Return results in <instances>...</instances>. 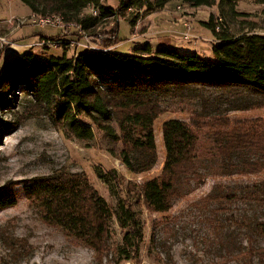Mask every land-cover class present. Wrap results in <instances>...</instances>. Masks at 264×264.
Segmentation results:
<instances>
[{
    "label": "trees",
    "instance_id": "16d2710c",
    "mask_svg": "<svg viewBox=\"0 0 264 264\" xmlns=\"http://www.w3.org/2000/svg\"><path fill=\"white\" fill-rule=\"evenodd\" d=\"M18 1L38 18L56 16L65 26L78 27L91 35L102 23L132 8L145 7L153 12L177 1L189 8L211 7L216 2L122 0L115 10L105 7L102 0ZM244 1L219 0V15L243 16L235 6ZM251 1L264 7V0ZM87 9L98 15L93 16L90 10L85 14ZM202 25L216 41L213 60L197 52L184 53L168 46L155 48L150 43L123 54L110 49L121 43L116 32L112 35L117 42L107 50H86L69 58L62 54L44 59L32 52L16 56L0 67V112L11 107L7 98L10 93L23 88L32 99L25 111L28 118H47L79 140L92 139L95 127L113 142L121 143L118 159L135 175L149 172L157 164L155 120L168 112H187L188 121L169 119L162 124V171L139 190V197L154 213L169 212L177 200L210 176L260 174L264 171L263 122L231 121L228 115L264 109V36L248 31L230 35L221 18L215 22L210 17ZM205 141L208 150L202 147ZM108 178L111 191L112 181L121 186L115 171ZM25 194L38 203L46 224L88 249L96 253L113 250L125 261L139 252L144 234L132 205L119 198L112 211L82 175H48L28 186ZM203 202L215 203L221 211L232 203L244 207L236 227L221 238L225 262L264 264V180L236 187L216 185ZM15 205L13 194H0V212ZM113 217L122 240L112 249L109 241Z\"/></svg>",
    "mask_w": 264,
    "mask_h": 264
},
{
    "label": "rangeland",
    "instance_id": "374dc122",
    "mask_svg": "<svg viewBox=\"0 0 264 264\" xmlns=\"http://www.w3.org/2000/svg\"><path fill=\"white\" fill-rule=\"evenodd\" d=\"M218 1L214 6L205 8H189L181 1L168 3L163 9L153 12L146 11L145 7L132 8L102 23L91 35L72 25L33 26L29 19L38 22L39 18L28 7L18 0H0V37L20 46L22 43L17 35L13 38L16 41L10 39L13 29L31 35L32 40L29 42L32 41V44H36L41 36H57L63 43L54 48H23L33 51L39 58L49 59L50 56L61 57L62 54L69 58L82 51H92L90 48L107 50L108 46L117 42L115 35H112L116 32L121 43L110 49L123 54H131L137 46L149 42L155 48L175 47L178 51L197 52L213 60L212 46L216 41L202 25L210 17L215 22L221 18L230 35L248 31L264 36L263 6L251 0L239 2L235 9L243 16L223 18L219 15ZM121 2L102 0L105 7L115 10L120 8ZM89 10L84 13L87 14ZM20 22L23 23L17 28ZM185 23L191 26L189 40L182 37L186 33ZM23 49L2 47L0 44V67ZM7 98L10 99L11 107L0 112V194H13L16 205L0 212V264H242L237 261L225 262L220 241L229 229L236 227V219L244 207L232 203L221 211L215 203L203 202V198L211 194L216 185L226 188L263 181L264 171L254 176H210L202 185L192 187L190 194L177 200L166 213L152 212L139 197L143 184L157 178L163 168L165 149L162 124L169 119L188 121L187 112H168L155 120L157 164L151 171L135 175L128 172L118 159L120 142H113L95 127L92 139L79 140L69 137L63 128L53 125L47 118H28L25 111L32 99L23 88L10 93ZM228 118L231 121L260 120L264 125V109L230 113ZM79 120L87 122L82 117ZM199 135L204 141L203 133ZM205 142L202 147L208 150V143ZM113 171L121 186L118 187L112 181L111 191L108 176ZM60 173L82 175L112 211L119 198L132 205L144 234L139 252L132 260L116 257L113 250L96 253L80 241L66 236L64 231L45 223L40 206L26 196L25 189L40 183L43 177ZM112 220L109 246L113 249L121 243L122 234L114 217ZM261 245L264 246V240H261Z\"/></svg>",
    "mask_w": 264,
    "mask_h": 264
},
{
    "label": "built area",
    "instance_id": "2783aa9c",
    "mask_svg": "<svg viewBox=\"0 0 264 264\" xmlns=\"http://www.w3.org/2000/svg\"><path fill=\"white\" fill-rule=\"evenodd\" d=\"M90 14H92L93 16H96L98 15V13H96V11L94 10H90ZM29 22L33 25V26H45V25H48V26H51V27H63L65 26L63 24V22H61V20H53V21H39V22H35L33 19H29ZM23 22H20L19 24H17V28H19V26L22 24ZM185 27H186V33H183L182 34V37L185 39V40H189L191 37L190 35L188 34V32L191 30V26L189 23H185L184 24ZM78 28V27H76ZM79 29V28H78ZM63 42H61L60 39L58 38H54V40H49V39H43V38H40V40H38V42L36 44H28L26 46H23L24 48H34V47H38V48H44V47H48V48H54V46H59V45H62ZM0 44L1 46L3 47L4 45L6 47H9L10 48H13V47H18L17 44L15 43H12V42H9L6 38H2L0 37ZM90 49H96V48H90ZM98 50H103V49H100L98 48Z\"/></svg>",
    "mask_w": 264,
    "mask_h": 264
},
{
    "label": "crops",
    "instance_id": "0c3cea01",
    "mask_svg": "<svg viewBox=\"0 0 264 264\" xmlns=\"http://www.w3.org/2000/svg\"><path fill=\"white\" fill-rule=\"evenodd\" d=\"M18 36L19 38H17L18 40L20 39V43H22V44H20V46H18V48L19 49H23L24 47L23 46H26V45H28V44H32V41L31 42H29V40H32V36L31 35H26V33H22L21 32V30H17V29H13L12 31H11V33H10V39L12 38V41L14 40V41H16L17 39H13L15 36ZM8 37V36H7ZM23 43H25V44H23ZM147 43H149V42H147ZM152 44V43H151ZM21 47V48H20ZM172 48H175V47H172ZM0 52H1V50H0ZM26 52H31V51H28L27 49H23V50H21V52L20 53H18L16 56H19V55H21V54H23V53H26ZM33 52V51H32Z\"/></svg>",
    "mask_w": 264,
    "mask_h": 264
},
{
    "label": "bare ground",
    "instance_id": "6f19581e",
    "mask_svg": "<svg viewBox=\"0 0 264 264\" xmlns=\"http://www.w3.org/2000/svg\"><path fill=\"white\" fill-rule=\"evenodd\" d=\"M61 20L59 17H56V16H53V17H48V18H42V17H39V21H46V20H48V21H53V20ZM38 21V22H39Z\"/></svg>",
    "mask_w": 264,
    "mask_h": 264
}]
</instances>
